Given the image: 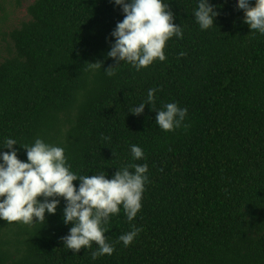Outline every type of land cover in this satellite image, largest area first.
Wrapping results in <instances>:
<instances>
[{"label": "trees", "instance_id": "16d2710c", "mask_svg": "<svg viewBox=\"0 0 264 264\" xmlns=\"http://www.w3.org/2000/svg\"><path fill=\"white\" fill-rule=\"evenodd\" d=\"M167 2L183 38L167 41L166 60L140 71L121 62L106 75L110 33L124 18L111 0H34L29 19L7 34L0 146L40 137L64 147L78 174L104 169L111 178L147 163L149 181L132 222L122 207L111 218V255L92 260L95 243L77 254L63 246L71 224L61 199L43 223L0 220V264H264V35L250 31L236 0H210L218 16L208 30L195 20L197 0ZM152 88L154 103L129 112ZM169 102L188 114L165 132L153 109ZM132 144L142 159L132 158ZM132 224L142 231L124 247L118 237Z\"/></svg>", "mask_w": 264, "mask_h": 264}, {"label": "clouds", "instance_id": "9594fccd", "mask_svg": "<svg viewBox=\"0 0 264 264\" xmlns=\"http://www.w3.org/2000/svg\"><path fill=\"white\" fill-rule=\"evenodd\" d=\"M119 6L124 18L116 23L110 33L114 37L107 57L113 58L114 65L105 69L106 75L113 76L116 66L127 63L137 71L150 66L154 61L166 60L167 41L183 38V27L174 23V13L167 0H111ZM244 12V23L251 32L264 35V0H236ZM194 17L201 30L214 27L218 11L210 0H197ZM180 57L186 55L181 51ZM101 67V62L92 63ZM157 89L148 90L147 101L132 107L129 112L141 115L146 104H153ZM153 109V108H152ZM156 111L155 123L165 132L182 126L188 109L176 102L165 103ZM19 144L7 137L0 149V220L20 222L26 225L43 223L48 215L55 214L64 201L63 222L71 224L68 234L61 237L63 246L73 254L81 248L91 249L92 260L111 255L115 244L109 242L105 233L113 216L121 207L127 221L132 222L142 208L145 185L149 181L148 165L130 164L117 168L111 178L100 170L92 175H81L72 171L62 146L48 143L37 137L26 149V160L18 156ZM134 160L144 157V151L136 144L130 145ZM73 181H79L78 186ZM142 231V226L130 225V230L118 237L117 243L130 246Z\"/></svg>", "mask_w": 264, "mask_h": 264}, {"label": "rangeland", "instance_id": "374dc122", "mask_svg": "<svg viewBox=\"0 0 264 264\" xmlns=\"http://www.w3.org/2000/svg\"><path fill=\"white\" fill-rule=\"evenodd\" d=\"M33 1L0 0V61L9 53L10 39L7 34L29 19L27 6Z\"/></svg>", "mask_w": 264, "mask_h": 264}]
</instances>
